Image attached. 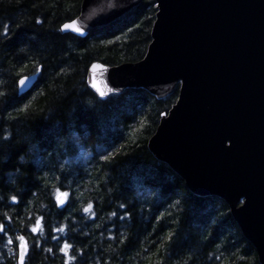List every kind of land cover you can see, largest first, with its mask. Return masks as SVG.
<instances>
[{
    "label": "trees",
    "instance_id": "trees-1",
    "mask_svg": "<svg viewBox=\"0 0 264 264\" xmlns=\"http://www.w3.org/2000/svg\"><path fill=\"white\" fill-rule=\"evenodd\" d=\"M81 2L0 0V264H18L19 235L25 264H259L225 202L190 194L147 149L178 87L160 100L130 89L100 101L86 84L94 62L145 57L155 0L85 38L62 33ZM37 66L36 83L20 94L17 81ZM57 188L69 192L62 208Z\"/></svg>",
    "mask_w": 264,
    "mask_h": 264
},
{
    "label": "water",
    "instance_id": "water-1",
    "mask_svg": "<svg viewBox=\"0 0 264 264\" xmlns=\"http://www.w3.org/2000/svg\"><path fill=\"white\" fill-rule=\"evenodd\" d=\"M141 2L82 0L74 20L80 19L84 34L62 33L85 38ZM155 2L145 57L118 66L94 62L86 84L100 101L130 89L160 100L178 87L147 149L190 194L225 202L264 264V0ZM36 81L37 75L24 91L17 84L19 93Z\"/></svg>",
    "mask_w": 264,
    "mask_h": 264
},
{
    "label": "snow or ice",
    "instance_id": "snow-or-ice-1",
    "mask_svg": "<svg viewBox=\"0 0 264 264\" xmlns=\"http://www.w3.org/2000/svg\"><path fill=\"white\" fill-rule=\"evenodd\" d=\"M37 23H40L39 20H37ZM71 30L74 33H77L79 35H83L85 28L84 26L81 24L80 19H76L73 20L71 23H65L61 26V31H65V30ZM4 35L7 34V26H5V33H3ZM93 67H98V65H93ZM23 71V70H22ZM42 71V68L40 66H37L35 68V73L31 76L25 75L22 76L21 78H19V80L17 81V84L20 88L21 91H24L26 89L29 88L30 83L36 79V74L40 73ZM93 88H95V85H92ZM97 93L99 94V96L101 98H103L106 93L100 91V89L96 88ZM94 103V102H92ZM20 111H24V109H20ZM163 115V113H162ZM7 137H5L6 139ZM228 141V147H230L231 145V141L229 139H225ZM102 159L104 160H108L109 157L108 156H103ZM69 197V192L67 191H61L60 188H57L55 191V195H54V199H55V204L59 207H63L66 204L67 198ZM11 203L16 204L19 202V198L17 196H12L11 198ZM120 207L123 209L125 208L124 204H121ZM93 208V204L89 203L86 207L83 208V212L84 213H88L90 211V209ZM113 215H115V213H113ZM125 217H129L130 218V213H125L124 216H121L120 219H124ZM159 219V217L157 218ZM42 220L41 218H37L35 221V226L31 227L30 231L31 233L35 234L38 232V230L40 229ZM3 231V225H0V232ZM59 231H63V229H60ZM5 235H7V233H5ZM171 233L168 234V236H170ZM53 239H57L56 236L53 237ZM16 240L18 241V264H25V258L28 254V245H27V241L25 236L23 235H19L16 237ZM9 244H12L13 241L11 239L8 240ZM70 245L68 243H64L63 246L61 247L60 251L61 253H64L65 249H69ZM11 251V249H9ZM65 255H67L65 253ZM65 264H68V260H65ZM157 264H159V262H157Z\"/></svg>",
    "mask_w": 264,
    "mask_h": 264
}]
</instances>
